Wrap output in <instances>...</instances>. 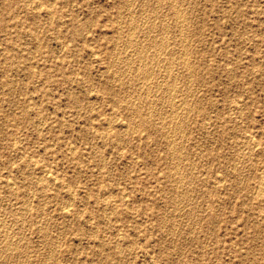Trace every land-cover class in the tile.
Returning a JSON list of instances; mask_svg holds the SVG:
<instances>
[{
  "label": "rangeland",
  "instance_id": "obj_1",
  "mask_svg": "<svg viewBox=\"0 0 264 264\" xmlns=\"http://www.w3.org/2000/svg\"><path fill=\"white\" fill-rule=\"evenodd\" d=\"M263 184L264 0H0V264H264Z\"/></svg>",
  "mask_w": 264,
  "mask_h": 264
},
{
  "label": "bare ground",
  "instance_id": "obj_2",
  "mask_svg": "<svg viewBox=\"0 0 264 264\" xmlns=\"http://www.w3.org/2000/svg\"><path fill=\"white\" fill-rule=\"evenodd\" d=\"M173 2V1H172ZM186 2V1H185ZM159 3V2H158ZM37 4V3H36ZM39 4V3H38ZM38 4L36 5V8H37V6H38ZM40 5V4H39ZM158 6V5H157ZM177 6V5H176ZM183 6V5H182ZM35 7V6H34ZM33 7V8H34ZM36 8H34V9H36ZM49 8H50V6H49ZM144 8V7H143ZM150 8V7H149ZM168 8V7H167ZM174 8V7H173ZM182 9V8H181ZM49 11H51V10H49ZM118 11V10H117ZM163 11H164V9H163ZM178 11V10H177ZM182 11V10H181ZM47 12V11H46ZM50 13H52V12H50ZM168 13V12H167ZM178 13V12H177ZM176 13V14H177ZM180 14V13H179ZM178 14V16H180ZM50 15V14H49ZM181 15H182V12H181ZM156 16V15H155ZM164 16V15H163ZM177 16V15H176ZM177 16V17H178ZM148 17V16H147ZM172 17V16H171ZM175 17V16H174ZM187 17V16H186ZM166 18V17H165ZM169 18V17H168ZM51 19H52V17H51ZM154 19V18H153ZM178 19V18H177ZM180 21H182V18L180 17ZM179 20V19H178ZM51 21V20H50ZM175 21V20H174ZM184 21V20H183ZM182 21V22H183ZM138 22V21H137ZM144 23V22H143ZM169 23V22H168ZM178 23H180V22H178ZM126 24V23H125ZM134 24V23H133ZM142 24V23H141ZM151 24H153V23H151ZM162 25V24H161ZM171 25V24H170ZM121 26V25H120ZM150 26V25H149ZM153 26V25H152ZM151 26V27H152ZM157 26V25H156ZM163 26V25H162ZM180 26H181V24H180ZM129 27V26H128ZM164 27V29H166V27L165 26H163ZM134 28V27H133ZM161 28V27H160ZM144 29V28H143ZM163 29V28H162ZM117 30V29H116ZM121 30V29H120ZM144 30H146V28L144 29ZM144 30L142 31V32H144ZM151 30V29H150ZM150 30L148 31L149 33H150ZM160 31V30H159ZM162 31V30H161ZM189 31V30H188ZM176 32V31H175ZM187 32V31H186ZM119 33V32H118ZM145 33H146V31H145ZM148 33V34H149ZM163 33V32H162ZM135 34V33H134ZM164 34V33H163ZM143 35V34H142ZM157 35H159V34H157ZM157 35L155 36V38L157 37ZM161 35V34H160ZM158 36V38H161V36H163V35H161V36ZM166 35V34H165ZM191 35H193V34H191ZM119 36H120V34H119ZM152 36H154L153 34H152ZM118 37V36H117ZM144 37H146L145 35H144ZM150 38V37H149ZM169 38V37H168ZM119 39V38H118ZM117 39V40H118ZM163 39V38H162ZM162 39H160V42H159V44L160 43H162L163 41H161ZM113 40V39H112ZM129 40V39H128ZM149 40V39H148ZM169 40V39H168ZM119 41V40H118ZM128 42H130V41H128ZM153 42V41H152ZM152 42H151V44H152ZM168 43V42H167ZM131 44V43H130ZM133 44H134V42H133ZM139 44V43H138ZM137 44V45H138ZM147 44V42L145 43V45ZM164 44V43H163ZM136 45V46H137ZM155 45V44H154ZM165 45V44H164ZM62 46V45H61ZM152 46V45H151ZM159 46V45H158ZM175 46V45H174ZM135 47V46H134ZM115 48V47H114ZM139 48V47H138ZM144 48V47H143ZM146 48V47H145ZM149 48H150V46H149ZM148 48V49H149ZM178 48V47H177ZM183 48V47H182ZM185 48V47H184ZM133 49V48H132ZM141 49H142V47H141ZM148 49H147V52H148ZM160 49V48H159ZM163 49V48H162ZM181 50V49H180ZM91 51V50H90ZM132 51V50H131ZM133 51H135V49L133 50ZM154 51V50H153ZM159 52V51H158ZM157 52V53H158ZM161 52V51H160ZM160 52L158 53V54H160ZM179 52V51H178ZM183 52V51H182ZM118 53V52H117ZM135 52H133V54H134ZM145 53H146V51H145ZM150 53H151V51H150ZM187 53V52H186ZM139 54V53H138ZM183 54V53H182ZM135 55V54H134ZM143 55V54H142ZM142 55H139V57L141 56L142 57ZM146 55V54H145ZM144 55V56H145ZM179 55H180V52H179ZM186 54H184L183 56H185ZM148 60H150V62H151V64L153 65V61L152 60H154L155 58H156V55L154 54V52L153 53H151V54H148ZM173 56V55H172ZM118 57V56H117ZM173 57H175V56H173ZM143 58V57H142ZM145 58V57H144ZM185 58H186V56H185ZM140 59V58H139ZM147 59H146V62H147ZM185 61H187V59H184ZM137 61V60H136ZM143 61H145V60H143ZM157 61H158V58H157ZM125 62V61H124ZM155 63H157V62H155ZM171 63V62H170ZM188 63V62H187ZM127 64V63H126ZM129 64V63H128ZM141 64H143V63H141ZM150 64V65H151ZM173 64V63H172ZM151 65V66H152ZM183 66H184V63L182 64ZM186 65V64H185ZM107 66V65H106ZM135 66H136V64H135ZM144 66V65H143ZM143 66H139V67H137V70H138V74H139V76L138 75H136V76H138L139 78H141L140 80H145L146 78H148V76L149 75H151L152 73H153V69H152V67L151 66H149V65H145V67H143ZM111 67V66H110ZM136 67H134L133 66V68H136ZM187 67V66H186ZM127 68V67H126ZM185 68V67H184ZM22 69V68H21ZM159 69V68H158ZM167 69V68H166ZM195 69V68H194ZM162 70V69H161ZM168 71L170 70V69H167ZM184 70H186V69H184ZM190 70V69H189ZM121 71V70H120ZM136 72V71H135ZM121 74V73H120ZM167 74H168V72H167ZM171 74H173L172 72H171ZM171 74H169V75H171ZM128 75H130V74H128ZM158 75V74H157ZM133 76V75H132ZM191 76V75H190ZM152 77V76H151ZM150 78V77H149ZM168 78V77H167ZM195 78V77H194ZM169 79V78H168ZM137 80V79H136ZM149 80V79H148ZM190 80V79H189ZM134 81H135V79H134ZM161 82V81H160ZM170 82V81H169ZM171 82H173V81H171ZM145 83H146V80H145ZM149 83V82H148ZM167 83V82H166ZM150 85H151V83H149ZM154 84V83H153ZM135 85V84H134ZM145 85V84H144ZM150 85H148V87L150 86ZM11 86V85H10ZM120 86V85H119ZM168 86V85H167ZM190 86V85H189ZM148 87H146L147 89H148ZM152 87H153V85H152ZM151 87V88H152ZM159 87V86H158ZM191 87V86H190ZM134 88V87H133ZM142 88V87H141ZM145 88V89H146ZM187 88V87H186ZM131 89V88H130ZM150 89V88H149ZM143 90V89H142ZM151 90V89H150ZM150 90H148V93L150 92ZM248 90V89H247ZM166 91V90H165ZM147 92V91H146ZM168 92H169V88H168ZM174 92V91H173ZM193 92V91H192ZM189 93H191V92H189ZM170 93H168L167 95H169ZM175 94V93H174ZM128 95V94H127ZM146 96H147V94H146ZM160 97V96H159ZM169 98L171 97V96H168ZM174 98V97H173ZM128 99V98H127ZM155 99V98H154ZM182 99V98H181ZM183 99H186V98H184V96H183ZM169 100V99H168ZM171 100V99H170ZM178 100H180V98L178 99ZM160 101V100H159ZM183 101V100H182ZM147 102V101H146ZM149 102V101H148ZM166 102H168L167 100H166ZM170 103H172V102H170ZM179 103H180V101H179ZM140 104V103H139ZM138 104V105H139ZM181 104H182V102H181ZM134 105H136V104H134ZM164 105V104H163ZM171 105H173V104H171ZM176 105H178V103L176 104ZM180 105V104H179ZM137 106V105H136ZM147 106V105H146ZM180 106H182V105H180ZM138 107V106H137ZM242 107V106H241ZM170 108H173V106L172 107H170ZM189 108V107H188ZM148 109H150V108H148ZM177 109V107L175 108V110ZM162 110V109H161ZM170 110V109H169ZM174 110V109H173ZM174 110V111H175ZM179 110V109H178ZM133 112V111H132ZM140 112V111H139ZM187 112H189V110L187 111ZM176 113V112H175ZM139 116V115H138ZM158 116V115H157ZM143 117V116H142ZM185 117V116H184ZM37 119V118H36ZM154 119V118H153ZM183 119V118H182ZM40 120V119H39ZM115 120V119H114ZM160 121V120H159ZM42 122V121H41ZM109 122V121H108ZM170 122V121H169ZM180 122V121H179ZM39 123V122H38ZM43 124V123H42ZM186 124V123H185ZM205 124V123H204ZM123 125H124V123H123ZM125 125H126V123H125ZM188 125V124H187ZM163 126V125H162ZM108 127V126H107ZM180 127V126H179ZM206 127V126H205ZM125 128V127H124ZM163 128V127H162ZM127 129V128H126ZM110 130V129H109ZM140 130V129H139ZM183 130V129H182ZM181 130V131H182ZM144 131V130H143ZM108 132V131H107ZM133 132H134V130H133ZM166 132V131H165ZM246 135V134H245ZM171 139V138H170ZM184 139V138H183ZM174 141V140H173ZM252 141V140H251ZM256 142V141H255ZM245 143V142H244ZM252 144V143H251ZM170 146V145H169ZM168 146V147H169ZM176 146V145H175ZM256 146H257V143H256ZM174 147V146H173ZM172 147V148H173ZM249 147H250V145H249ZM254 148V147H253ZM174 149V148H173ZM172 149V150H173ZM250 149V148H249ZM119 150V149H118ZM184 151V150H183ZM182 151V152H183ZM22 152V151H21ZM102 152V151H101ZM122 153V152H121ZM249 153V152H248ZM174 154V153H173ZM197 154V153H196ZM18 155V154H17ZM23 155V154H22ZM199 155V154H198ZM226 158V157H225ZM137 159V158H136ZM239 159V158H238ZM28 162V161H27ZM192 164V163H191ZM233 165V164H232ZM106 166V165H105ZM180 170V169H179ZM42 171H44V169L42 170ZM44 172H46V171H44ZM190 172V171H189ZM46 174V173H45ZM178 174V173H177ZM189 174V173H188ZM51 175H53V174H51ZM54 176V175H53ZM43 178H47V175L45 176L44 175V177ZM42 178V179H43ZM49 179V178H48ZM53 179V178H52ZM180 179V178H179ZM183 179V178H182ZM260 179V178H259ZM51 180V179H50ZM197 180V179H196ZM262 180V179H261ZM260 180V181H261ZM38 181V180H37ZM44 181V180H43ZM193 182V181H192ZM263 182V181H262ZM215 183V182H214ZM240 183V182H239ZM238 183V184H239ZM259 183V182H258ZM261 183V182H260ZM191 185V184H190ZM264 185V184H263ZM46 186V185H45ZM262 186V184L260 185V187ZM258 187V186H257ZM264 187V186H263ZM199 188V187H198ZM259 189V188H258ZM70 190V189H69ZM69 190H67L68 192H71V191H69ZM187 192V191H186ZM259 192V191H258ZM182 193V192H181ZM71 194V193H70ZM88 194H89V192H88ZM113 194V193H112ZM124 194V193H123ZM168 194V193H167ZM126 195V194H125ZM89 196V195H88ZM124 196V195H123ZM183 196V195H182ZM15 197V196H14ZM179 197V196H178ZM70 199H72V198H70ZM22 200V199H21ZM104 201V200H103ZM181 202V201H180ZM22 203V202H21ZM28 203V202H27ZM104 203H105V201H104ZM111 203H113V202H111ZM6 204V203H5ZM176 204V203H175ZM188 204V203H187ZM9 205V204H8ZM25 205V204H24ZM27 205V204H26ZM109 204H106V206H108ZM20 206V205H19ZM209 206V205H208ZM26 207V206H25ZM167 207V206H166ZM29 208V207H28ZM48 208H50V207H48ZM115 208V207H114ZM184 208V207H183ZM210 208V207H209ZM112 209V208H111ZM191 209V208H190ZM4 211V210H3ZM6 214V213H5ZM21 214V213H20ZM49 214V213H48ZM47 214V215H48ZM172 216V215H171ZM4 217V216H3ZM191 217V216H190ZM194 217V216H193ZM15 218V217H14ZM19 218V217H18ZM50 218V217H49ZM20 220H22V219H20ZM1 221V220H0ZM4 222V221H3ZM60 223V222H59ZM1 224H3L2 222H1ZM6 224V223H5ZM40 228V227H39ZM52 228V227H51ZM193 228V227H192ZM12 231V230H11ZM97 231V230H96ZM38 232H39V230H38ZM14 234V233H13ZM61 235V234H60ZM6 236V235H5ZM48 236V235H47ZM4 237V236H3ZM7 238V237H6ZM45 239V238H44ZM59 239V238H58ZM119 239V238H118ZM4 240H5V237H4ZM16 241V240H15ZM2 242V241H1ZM10 243V242H9ZM15 243V242H14ZM30 243V242H29ZM17 244V243H16ZM56 244V243H55ZM11 245V244H10ZM57 245V244H56ZM7 246H9V245H7ZM10 247H12V245L10 246ZM51 247V246H50ZM8 248V247H7ZM6 248V249H7ZM11 249V248H10ZM30 249V248H29ZM53 250V249H52ZM134 250V249H133ZM40 252V251H39ZM98 252V251H97ZM1 254V253H0ZM50 254V253H49ZM45 258V257H44ZM7 260V259H6ZM21 262V261H20ZM31 262V261H30ZM44 263V262H43ZM143 263V262H142ZM141 263V264H142Z\"/></svg>",
  "mask_w": 264,
  "mask_h": 264
}]
</instances>
